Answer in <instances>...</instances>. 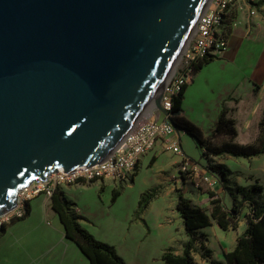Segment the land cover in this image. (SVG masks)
I'll list each match as a JSON object with an SVG mask.
<instances>
[{
  "label": "water",
  "instance_id": "95a60500",
  "mask_svg": "<svg viewBox=\"0 0 264 264\" xmlns=\"http://www.w3.org/2000/svg\"><path fill=\"white\" fill-rule=\"evenodd\" d=\"M206 0H0V213L103 161L161 86Z\"/></svg>",
  "mask_w": 264,
  "mask_h": 264
},
{
  "label": "rangeland",
  "instance_id": "374dc122",
  "mask_svg": "<svg viewBox=\"0 0 264 264\" xmlns=\"http://www.w3.org/2000/svg\"><path fill=\"white\" fill-rule=\"evenodd\" d=\"M206 2L207 0L204 5ZM252 10L255 13H251L250 11ZM230 12L225 25L230 35L229 47L195 72L191 82L186 85L184 98H182L183 116L197 124L204 131L203 133L209 132V128L217 121V116H219V111L221 110V99H223L226 92L229 91L225 98L231 99L232 102L237 104L238 96L249 95V93L258 95L264 90V79H257L250 75L261 76L257 68L261 67L262 64L259 62L258 55L262 48L261 41L264 40V0H232ZM255 40H258L259 43ZM228 53L231 54L226 58ZM178 55L180 56V51ZM167 76L168 71L164 81ZM248 80L249 93L246 91L241 92V95H239L235 89L230 91L237 81L241 82L237 86V90L245 91ZM155 93L156 91L152 95L153 98ZM149 99L135 121L149 117L150 112L154 110L155 98L149 106L148 114L145 111L150 101ZM242 104L244 105L243 109L236 111L232 106V108L226 107L228 103L223 104L226 107V116L229 113L232 114L234 110L233 114L230 115L234 120L236 119L239 130L234 141L239 144L257 145L260 134V126L258 124L259 111L253 117L251 130L245 131L243 128L244 101ZM234 127L236 129V126ZM176 132L179 133L181 138V153H172L164 150L161 145H157L142 157L136 174L132 175L133 180L130 178L125 181L112 182L111 179H100L87 182L77 181L73 184L65 185V187L69 186L67 191H65V197L69 203L73 202L75 204L78 214L85 218L82 223L88 229L87 231L96 240L111 244L115 252L123 258L126 264H161L160 254L167 247L169 241L162 234V230L157 227L158 221H156V218L160 210L164 209L167 212V219L174 223L177 222L179 226L181 221L175 209V201L178 192L184 194V182L186 179L198 183V187L202 186L210 189L208 181L201 178L200 175L196 176L191 170L182 172L181 165L185 157L199 164L202 169L210 170L209 167L214 165L213 160H209L203 155V150L199 147L194 137L181 133V131L176 130ZM177 155L180 156L181 160L179 159L175 162L173 160ZM153 156L156 160L148 166ZM158 158L159 160L157 161ZM260 158L261 156L256 159V164L250 163L249 171L246 168L244 169L245 171L247 170L245 175L250 177L251 180L261 178L264 181L263 162L258 164L261 161ZM228 164L232 168L234 177L239 173L237 169L243 167V164L235 160ZM199 178L202 179L200 183L197 182ZM217 179L219 178L217 177ZM189 182L187 183L186 191L192 192L193 185ZM113 189L120 191L119 196L115 200H112ZM144 191H152L155 194V197L150 200L152 207L150 205V210L145 215L149 227H146L144 219L140 218L142 212H138V200ZM16 194L14 195V200L16 199ZM41 196H45V193H39L31 201L35 203ZM260 197H257L256 200L261 199ZM198 202L199 206L205 209L208 208L207 201L205 203L202 201ZM156 207L159 210L157 213L155 212ZM241 214H243V216L241 215V221L244 223L245 217L251 214V209L249 207L244 208ZM40 219L41 216L31 214V217H28L27 214L25 218L19 219L14 223L27 220L25 223H27L26 226L31 232L26 234L29 235L33 242L36 226L44 224L48 230H51L56 225H60L54 211L46 218L43 219L42 217ZM12 224L8 222L7 227ZM244 228L242 227L241 230L243 231ZM208 230L209 237L206 238L205 242L202 243L198 240L195 243V249L192 251L195 264H209L214 258L220 259L222 264H226L223 253L225 250L229 251L235 247L236 236L234 233L237 234L238 231L225 230L223 233L224 237L221 240L219 238L221 229L219 227L217 229L216 224L214 227L210 226ZM4 233L5 231L0 233V236ZM16 236L17 234L6 238L10 254L22 253L21 248L19 249L17 246ZM52 238V242H57L58 239L55 233H52ZM182 245L183 241L176 239L173 242V249L181 252L183 249ZM67 257L68 262L66 264H88L85 257V263H82L70 250H68Z\"/></svg>",
  "mask_w": 264,
  "mask_h": 264
},
{
  "label": "trees",
  "instance_id": "16d2710c",
  "mask_svg": "<svg viewBox=\"0 0 264 264\" xmlns=\"http://www.w3.org/2000/svg\"><path fill=\"white\" fill-rule=\"evenodd\" d=\"M213 59L214 57L203 58L192 65L193 71L200 70L202 66ZM184 89L185 86L173 98L172 119L179 128L185 131V134H189L197 140L206 158L210 160V155L216 156L223 153L230 154L233 157L243 156L250 158L262 152L264 153V115L259 122L261 134L257 145L234 142L237 131L234 127V120L226 116L225 109L220 111L211 132L205 135L197 124L186 119L182 114L181 103L182 98H184ZM155 159L153 156L148 166L153 164ZM209 168L213 173L217 174L221 181L226 180V170L221 165H211ZM131 180H133L132 177ZM258 189L259 186L255 184L249 188L238 186L236 190L242 194L243 200L236 202L234 199L230 208L225 206L222 199L216 197L211 191L209 192L210 199L207 209L195 206L181 192H178L175 209L182 220L187 240L183 242V249L180 253L175 252L173 247L165 248L160 254L161 264H195L192 255L195 243L198 240L204 243L207 238L206 234L199 232V230L209 226L212 222H215L224 230H236L243 209V201L245 200L249 202L251 214L245 217L246 228L237 236L235 247L223 253L225 263L264 264V198L256 200L252 196L255 193L254 191ZM119 194V190L113 189L112 200H115ZM64 196V192L60 187H57L49 197L50 206L58 216L65 237L77 244L78 249L88 258L89 264H126L122 257L115 252L111 244L96 240L85 228L78 225ZM154 197L155 194L152 191L142 192L138 200V212L146 209L150 200ZM29 211L30 205L24 216L14 218L10 222L14 223L19 219L25 218ZM7 224L1 228L0 233L4 232ZM210 264L222 263L220 260H212Z\"/></svg>",
  "mask_w": 264,
  "mask_h": 264
},
{
  "label": "built area",
  "instance_id": "2783aa9c",
  "mask_svg": "<svg viewBox=\"0 0 264 264\" xmlns=\"http://www.w3.org/2000/svg\"><path fill=\"white\" fill-rule=\"evenodd\" d=\"M231 3L232 0H209L201 14L197 16L193 32L189 39L187 38L185 47L181 48L179 58L163 83L160 105L168 116L173 115V98L191 82L195 74L192 65L203 58L216 57L228 48L229 32L225 25L231 13ZM250 12L255 13L254 10ZM150 113L149 117L136 120L130 126L103 161L86 167L77 165L67 172H64L62 167H58L46 173L45 178L33 179L19 188L14 205L9 209L2 208L0 231L10 220L24 216L29 210L30 201L41 192L49 198L57 187L77 181L111 179L112 182H120L130 179L141 158L155 147L157 141H162L164 150L181 153L180 141L174 137V132L177 130L175 125L156 107ZM177 131L185 133L179 127ZM176 133L179 137V133ZM181 170L197 173L200 167L196 162L184 157ZM207 181L209 185H213L218 181L217 175H212Z\"/></svg>",
  "mask_w": 264,
  "mask_h": 264
},
{
  "label": "crops",
  "instance_id": "0c3cea01",
  "mask_svg": "<svg viewBox=\"0 0 264 264\" xmlns=\"http://www.w3.org/2000/svg\"><path fill=\"white\" fill-rule=\"evenodd\" d=\"M258 40H260V39H258ZM258 40H255V41L257 43H259ZM261 42H262V48H261V51L258 55V58H259V62H261L262 64H261V67L257 68V71L259 74H261V76L259 77V76H254V75L250 74L251 76H253L254 78H257V79H261V78L264 79V40H262ZM229 43H230V35L228 36V47H229ZM230 54L231 53H228L226 58ZM240 83H241L240 81H237L234 84V87L230 89V91L235 89L236 93H238L239 95H241V92L243 93V92L247 91L249 93V90H250L249 85H248L249 80L246 83V90L245 91L244 90L243 91L237 90V86H239ZM184 92H185V89H184ZM228 92H226V94H224V96H223V99H221V110L226 109V107H229V108L233 107V108H235V111L238 109H241V108L243 109L244 105L242 104V102L244 101L245 107H244V111H243V113H244L243 114V117H244V120H243V126L244 127L243 128L245 131H250L251 130L250 128L253 125V117H255V113L257 111H259L258 124L264 115V90H262V93H260L258 95H255L253 93L252 94L249 93V95L245 94L244 96L243 95L238 96L239 103L237 101V104H235L236 102H232L231 99L225 98V96L227 95ZM229 102H231V104H229ZM224 103H228V105H226V107H225L223 105ZM220 111H219V113H220ZM233 112H234V110L232 111V114H233ZM230 114L231 113H229V115L227 117H230L231 119L234 120V118L231 117L232 114L231 115ZM215 124H216V122H214L213 125L211 126V128H209V132H211V130L213 129ZM234 125L236 126V131L238 132L239 130L237 128L236 119L234 120ZM209 132L204 133V134L206 135ZM260 134H261V128H260ZM174 137L178 138L180 143H181V138H180V136L178 137L177 133L174 134ZM244 144H247V143H244ZM157 145L158 146L161 145L163 147L162 141H157L155 144V147ZM247 145H249V144H247ZM259 156H261V158H260L261 161L258 164H262V162H263L262 170L264 172V153L263 152L258 154L257 156H253L250 158L243 157V156L233 157L227 153H223V154L216 155V156L210 155L209 157H210V159L213 160L212 162L214 165H221L226 170V180L221 181L218 179V181L216 183H214L213 185H210V189H208V188H205L202 186L198 187L197 186L198 183H196V182L194 183L192 180L186 179L184 182V188H185V191L183 194L184 197L188 198L192 204H195V206H199L198 201H202L204 203H205V201H207V203H209V199H210L209 192L212 191V193H214L216 197H219L222 199V202L224 203L225 206L230 208L232 206L234 199L236 202L243 200L242 194L238 190H236L238 186H243V187L249 188L250 186L255 184V185L259 186V189L257 191H254L255 193L252 194L253 198L257 199V197L261 196L260 198L263 199L264 198V181H263V179L254 178L253 180H251L250 177H247L245 175L246 174L245 172L247 170L249 171V167L251 166L250 163L256 164L255 161H256V159L259 158ZM179 159L181 160L180 156L177 155V156H175L173 161L176 162ZM141 160H142V158H141ZM141 160H140V163H141ZM158 160H159V158L157 159V161ZM234 160L243 164V167H241V169H237L239 173L236 177L233 176L232 168H230V164H228L229 162H234ZM139 164H138V166H139ZM246 165H247V167H246ZM138 166H137V168H138ZM245 168L247 169L246 171L244 170ZM211 173H213V171L206 170V169L204 170L200 166L199 172L195 173V174H196V176L200 175L201 178H203L204 180L207 181V179L211 178L212 175H214V174L217 175L216 173H213L211 175ZM188 182L191 185H193V191L192 192L186 191ZM197 182H199V183L202 182V179L199 178ZM68 187L69 186H66V187L60 186V189L64 192L65 196H66L65 191H67ZM39 198L40 199H37L35 201V203H34V201H30V203H29L30 211L28 213V217L29 216L31 217V214H34L36 216H41V219H42V217L44 219V218H46V216H48L50 213H52L54 211L50 206L49 198H47L45 196H41ZM65 199H66V197H65ZM66 201H67V199H66ZM67 202L69 203V201H67ZM69 205H70V208L72 211L71 213L75 217L76 222L78 223L79 226H81L83 228L84 225L82 222L84 221L85 218L80 216V214H78L79 212H78V210H76V206L73 202L69 203ZM150 205H151V203L149 202L147 208L144 209L142 211V213L140 214L141 215L140 218L144 219L146 227H149V224H148V220L145 218V215L150 210ZM151 207H152V205H151ZM199 207H202V206H199ZM247 207L250 208V205H249V202H246V200H245V201H243V209L242 210H244V208L246 209ZM160 209H162V208H160ZM158 211H159L158 207H156L155 212L157 213ZM162 211H163V213H162ZM162 211L160 210L159 214L157 215L158 217L156 218V221H158L157 227H159L162 230V234L169 241V244L167 245L166 248L173 247V242L176 239L182 240L183 242H185L187 240V236L184 233L185 230H184V226H183L181 218L179 217L181 222L178 226L177 222L174 223V222L167 219V212H165L164 209ZM54 213H55V211H54ZM243 214H244V211H243ZM243 214H241V215L243 216ZM241 217L239 218L238 228L236 230L229 229V230L234 231V232L238 231L237 234L234 233L236 238L240 233H242L244 231V230L243 231L241 230L242 227L246 228V223L245 222L242 223ZM57 218H58V216H57ZM25 221H27V220H24L23 222H19V223H13L12 225L5 227V230H4L5 233L0 236V264H66L68 262V257H67L68 250H70L74 255H76L77 259H79L82 263H85L84 257L87 259L88 264L90 263L88 258L78 249L77 244L74 241L65 237L61 223H60V225H56L51 230H48L44 224L36 226V228H35L36 233L34 234V241L32 242L31 239L29 238V235L26 234V233H30L31 231L28 230V228L26 226L27 223H25ZM214 223L215 222H212V224H210L209 226L201 228L199 230V232L204 233V234H206V237H209L208 236V233H209L208 229L210 226L214 227L216 224V223L215 224ZM218 227L219 226L217 225V229H218ZM84 228H86V227H84ZM219 229H221V232H219V238L222 240V237H224L223 233L225 230L220 228V227H219ZM86 230H88V229L86 228ZM226 230H228V229H226ZM52 233L56 234V237L58 239L57 242H52V239H53ZM15 234H17V236H16V241L18 243L17 246L19 249L21 248V250H22L21 254H10L8 247H7L8 241L6 238L10 235L12 237ZM225 251H227V250H225ZM175 252H177V251H175ZM177 253H180V252H177ZM214 260H220V259L214 258Z\"/></svg>",
  "mask_w": 264,
  "mask_h": 264
},
{
  "label": "bare ground",
  "instance_id": "6f19581e",
  "mask_svg": "<svg viewBox=\"0 0 264 264\" xmlns=\"http://www.w3.org/2000/svg\"><path fill=\"white\" fill-rule=\"evenodd\" d=\"M207 2H208V0H207ZM206 2V3H207ZM206 5V4H205ZM205 5H204V7H205ZM193 29H194V26L192 27V29H191V31L189 32V34H188V37H190V35H191V32H193ZM189 39V38H188ZM179 56V55H178ZM178 56L176 57V59L173 61V63H172V65H170V68H169V70H168V74H169V72H171V68H172V66L175 64V62L177 61V59H178ZM160 88H161V86H159L158 88H157V90H156V93H155V95H154V98H157L158 97V94H159V92H160ZM154 98L152 97V98H150L149 100V103H148V106L146 107V112L148 111L149 112V106L152 104L151 102H152V100H154ZM148 112H147V114H148ZM134 124V123H133Z\"/></svg>",
  "mask_w": 264,
  "mask_h": 264
}]
</instances>
